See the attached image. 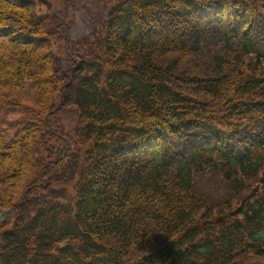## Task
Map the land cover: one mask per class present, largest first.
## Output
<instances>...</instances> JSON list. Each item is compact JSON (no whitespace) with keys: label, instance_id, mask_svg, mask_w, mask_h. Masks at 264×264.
I'll list each match as a JSON object with an SVG mask.
<instances>
[{"label":"trees","instance_id":"1","mask_svg":"<svg viewBox=\"0 0 264 264\" xmlns=\"http://www.w3.org/2000/svg\"><path fill=\"white\" fill-rule=\"evenodd\" d=\"M41 5L0 0V264H264V0H114L77 38Z\"/></svg>","mask_w":264,"mask_h":264},{"label":"rangeland","instance_id":"2","mask_svg":"<svg viewBox=\"0 0 264 264\" xmlns=\"http://www.w3.org/2000/svg\"><path fill=\"white\" fill-rule=\"evenodd\" d=\"M39 3V12L45 11L41 2H50L54 8L69 7L68 14L71 18V37L77 38L85 33H88L93 26H96L99 21L106 15L114 0H36ZM68 18V20H69ZM73 18V20H72ZM18 116L10 112H4L0 115V120H5L8 127L15 125ZM69 190L72 192V184L69 185ZM1 217H4V212H1Z\"/></svg>","mask_w":264,"mask_h":264},{"label":"water","instance_id":"3","mask_svg":"<svg viewBox=\"0 0 264 264\" xmlns=\"http://www.w3.org/2000/svg\"><path fill=\"white\" fill-rule=\"evenodd\" d=\"M176 254L179 255V254H180V250H178V251L176 252Z\"/></svg>","mask_w":264,"mask_h":264}]
</instances>
